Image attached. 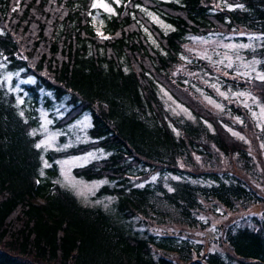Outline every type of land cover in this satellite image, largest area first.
I'll return each instance as SVG.
<instances>
[{
	"label": "trees",
	"instance_id": "16d2710c",
	"mask_svg": "<svg viewBox=\"0 0 264 264\" xmlns=\"http://www.w3.org/2000/svg\"><path fill=\"white\" fill-rule=\"evenodd\" d=\"M92 1L0 0V64L30 79L22 83L24 99L36 102L48 92L64 102L66 121L90 116V140L49 151L52 166L42 168L30 130L34 112L24 119L13 95L0 88V264H264V195L250 180L231 177L229 184L210 187L182 181L171 191L135 184L149 171L216 180L221 170L212 164L211 149L237 154L242 170L256 179L246 146L214 124V114L194 99L176 66L185 55L189 68L208 72L204 59L185 50L191 36L233 30L264 35V0H106L114 12L102 14L103 39L92 28ZM257 54L264 69V43ZM230 76L229 69L221 75L224 87L255 92L264 104V81ZM159 86L190 110L192 122L167 113ZM224 103L229 115L246 121L234 99ZM94 148L106 157L72 173L87 181L106 179L95 197H113L111 211L81 204L54 182L55 158ZM192 155L208 167L199 169ZM202 201L221 209L222 219H234L238 205H259L251 224L224 222L216 226V238L209 236L216 245L221 241L228 259L182 234L203 228L197 218Z\"/></svg>",
	"mask_w": 264,
	"mask_h": 264
},
{
	"label": "rangeland",
	"instance_id": "374dc122",
	"mask_svg": "<svg viewBox=\"0 0 264 264\" xmlns=\"http://www.w3.org/2000/svg\"><path fill=\"white\" fill-rule=\"evenodd\" d=\"M94 1L93 6L95 12L91 16V23L94 31L98 35L105 36L102 32V14L112 12L113 7L106 0ZM115 3H119V0ZM150 18L161 28H168L155 15H151ZM263 43L264 35L258 33L243 30H233L227 34L210 31L204 36L191 37L186 43L187 45L185 44L187 47L184 46L185 49L187 48V52H192L195 56L204 59V62L208 66V72L189 68L185 64V60H187L185 55L182 56L181 62L176 66V71L182 76L187 77L188 79L186 81L192 85L194 99L199 100L204 107L214 114V124L221 125L230 137L236 138V140L241 141L246 146V158L248 163H250L248 166L256 176L257 181L248 172L242 170V162L239 160L237 154H233L230 157L211 149L213 155L212 164L214 168L221 170L218 171L216 180L211 177H190L186 175H175L169 172L149 171L135 183L139 188L143 186H148L149 188L160 186L167 191H171L173 183L182 181L197 187H210L220 183L229 184L230 179L232 180L233 177H237L241 180H250L255 186V189L264 195V104L258 99L255 92L236 90L229 88V86L224 87L223 81L221 80V75H224V72L229 69L231 72L230 77L234 79L247 77V79L252 78L253 80L262 81L257 78L260 75H264V69L261 65L262 61L257 51L263 47ZM245 45L247 47H244ZM29 80V78H21L19 72L6 71L3 64H0V87H3L6 92L14 96L17 110L24 119L28 118V111L34 112L36 124L30 128L31 134L37 136L35 146L37 147V144L40 145L37 148L40 151L42 168L50 167L52 163L47 157L49 151L56 152L57 154L78 144H85L90 140L87 133L90 126V116L84 113L82 116H78L80 117L79 119L76 117V120L66 121V107H64V102L54 101L48 92L40 93L36 102L30 99L25 100L24 97L27 96V93L22 88V83L28 82ZM199 83L202 88L199 87ZM158 92L163 107L170 116L181 117L191 122L194 120V115L190 110L172 99L170 93L164 87L159 86ZM48 98L52 102L51 104L45 103V100ZM226 98L234 99L237 102L235 105L245 110L247 113L246 121L249 119L253 122L255 128H250L247 122H244L243 117L233 116L227 113V106L224 103ZM222 118L226 121H222ZM205 125L210 131H213L214 126L212 124L205 122ZM105 157L106 153L99 148L90 149L89 151L76 155L59 156L54 159L56 167L54 182L71 191L81 204L96 206L106 211H111V205L114 201L113 197H95V193L99 187L107 183L106 179L87 181L75 177L72 173L74 167L83 166L91 161H100ZM192 158L199 169L204 170L208 167L205 166L208 164L204 163V160L199 159L197 155H192ZM183 165L188 164L185 162ZM184 168L188 167L185 166ZM140 170L138 167L134 172ZM224 174L228 177H225ZM201 206V209L197 212V218L202 222L203 228H195L192 231H187L182 234L185 237L187 236V239L192 243L200 244L204 249H209L211 252L216 251L228 259L227 253L221 245V241H218V245H216L215 242L212 243L209 240L212 236L216 238V226L224 222L232 225L251 224L252 217L259 210V205L255 207L249 206L251 208L247 209L242 205H235L237 206L238 214L234 219H222L224 215L221 213V209L214 208L208 202L202 201ZM194 216L196 215L194 214ZM159 228L164 227L159 226ZM173 241L174 244H178L180 239L174 238Z\"/></svg>",
	"mask_w": 264,
	"mask_h": 264
},
{
	"label": "bare ground",
	"instance_id": "6f19581e",
	"mask_svg": "<svg viewBox=\"0 0 264 264\" xmlns=\"http://www.w3.org/2000/svg\"><path fill=\"white\" fill-rule=\"evenodd\" d=\"M95 2V1H94ZM92 3H93V1H92ZM92 6V5H91ZM94 12V11H93ZM92 12V13H93ZM114 12V11H113ZM91 13V14H92ZM144 13H146V12H144ZM148 14V13H147ZM104 16V15H103ZM150 16V15H149ZM148 16V17H149ZM147 17V16H146ZM107 18V17H106ZM149 19H151L150 17H149ZM153 23H155L154 21H153ZM163 23V22H162ZM164 25H166V23L164 24ZM159 26V25H158ZM166 26H168V25H166ZM170 27H171V25H170ZM104 28V27H103ZM172 28V27H171ZM162 29V28H161ZM170 29V28H169ZM1 30V29H0ZM168 30V29H167ZM146 32H147V30H146ZM165 32V31H164ZM147 33H149V31L147 32ZM150 34V33H149ZM109 37V36H108ZM148 37H152V36H148ZM191 37H193V36H191ZM151 39V38H150ZM152 41H153V39H152ZM187 45V44H186ZM185 47H187V46H185ZM185 50H187V48L185 49ZM196 60V59H195ZM6 69V68H5ZM229 74V73H228ZM225 77V76H224ZM225 78H227V77H225ZM199 85H200V83H199ZM198 85V86H199ZM185 86V85H184ZM192 86V85H191ZM195 86V85H194ZM186 87V86H185ZM199 87H201V85L199 86ZM198 87V88H199ZM1 88V87H0ZM188 87H186V89H187ZM195 88V87H194ZM202 88V87H201ZM10 94V93H9ZM171 94V93H170ZM197 94H199V93H197ZM206 94V93H205ZM173 96V95H172ZM199 96V95H198ZM14 97V96H13ZM36 97V96H35ZM161 97V96H160ZM202 97V96H201ZM203 98V97H202ZM173 99V98H172ZM199 101V100H198ZM201 101V100H200ZM64 104V103H63ZM204 106V105H203ZM186 107V106H185ZM64 112V111H63ZM82 116V115H81ZM191 117H192V114H191ZM80 117H78L77 119H79ZM76 120V119H75ZM56 123V122H55ZM66 125V124H65ZM64 126V125H63ZM32 128V127H31ZM236 139V138H235ZM40 154V153H39ZM68 156V155H67ZM61 157H63V156H61ZM40 158V157H39ZM58 158V157H57ZM90 206V205H89ZM169 252V251H168Z\"/></svg>",
	"mask_w": 264,
	"mask_h": 264
},
{
	"label": "snow or ice",
	"instance_id": "6c2138e0",
	"mask_svg": "<svg viewBox=\"0 0 264 264\" xmlns=\"http://www.w3.org/2000/svg\"><path fill=\"white\" fill-rule=\"evenodd\" d=\"M115 2H118V0H115ZM14 10H15V9H14ZM244 47H247V46L245 45ZM257 78L260 79V80H262V81H264V75H260V76H258ZM221 95H223V93H221ZM241 95H243V94H241ZM241 139H243V137H241ZM37 147L39 148L40 145L37 144Z\"/></svg>",
	"mask_w": 264,
	"mask_h": 264
}]
</instances>
